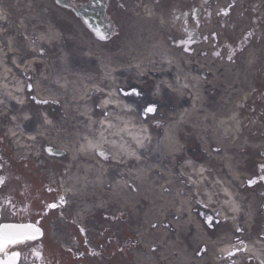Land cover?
I'll list each match as a JSON object with an SVG mask.
<instances>
[{
    "label": "bare ground",
    "instance_id": "6f19581e",
    "mask_svg": "<svg viewBox=\"0 0 264 264\" xmlns=\"http://www.w3.org/2000/svg\"><path fill=\"white\" fill-rule=\"evenodd\" d=\"M228 1H207L210 19L202 28L199 27L203 38L208 39L215 34L210 20L226 11L230 16H224L228 21L224 24L228 31H225V38H231L235 30H248L244 17L248 13L240 6L228 4ZM150 2L140 0L135 6L131 1L124 2L136 12L131 24L134 36L127 37L129 45L116 54L103 53L106 60H102L104 64L98 72L94 70L96 59L93 54H78L84 45L78 39L65 40L78 52L66 57L67 51L59 49L58 33L51 24L53 20L44 13L33 12L31 0H26L21 5L24 15L20 18L19 38H3L0 29V112L10 107L16 122L13 127L16 130L12 128L11 133L18 134L20 144H26L24 134L34 133V142H28L26 153L31 149L36 156L49 158L54 168L70 167L63 191L68 192L71 199L81 202L90 197L100 201L102 207L99 210L105 220L100 222V228H118L122 223L110 222L117 216L127 217L128 214L132 224L138 223L144 230V240L132 264H217L223 260L222 250L226 249L220 244H236L247 237L258 201L264 202V189H251L244 183L248 175L243 173L241 164L244 152L251 151L257 157L264 155L263 136L258 135V128L244 117V99L251 85L258 84L253 70L257 68L258 75L264 74V50L259 43L252 44L249 58L244 57L241 61L236 60L229 41L225 43L228 49L225 54L215 48L217 39L213 38L201 47L181 46L182 42L176 36L177 29L165 19V14L175 12L183 1L161 0L160 6L155 8L158 13L151 10ZM199 12L196 9L198 22ZM0 17H3L2 10ZM255 17H259V13ZM62 40L60 36V42ZM22 44L29 49L28 54L55 55L52 62L42 63L41 75L33 83L34 92L29 90L30 74L12 69L13 62L19 61V54L24 50ZM105 47L110 51V47ZM8 55L12 58L11 64H7ZM70 60L77 62V68L72 67L74 62ZM33 65L34 61L27 63L30 68ZM134 70L141 77L149 76L160 84L159 90L165 83L172 86L177 81L185 85H176V93L167 92V104L172 109L176 106L175 94L178 92L181 103H187L188 92L190 103L168 118L170 124L163 137L157 143L147 145L141 160L131 157L122 163L112 164L111 154L102 148L103 140H108V150L120 159L121 151L127 149L128 153L133 147L132 142L140 134L138 126L146 122L134 110H125L130 100L123 95L117 77L122 73L131 74ZM94 71L97 76L90 73ZM69 76L74 80L69 81ZM94 81L110 88L108 100L117 107L113 113L118 119L110 117L107 128L92 119L90 110L93 103L86 99L88 93L97 97L98 90H88V85ZM31 96L43 102L36 107V113L44 110L45 104H50V114L60 115L58 122L47 119L48 124L43 123L37 128V117L25 118L24 123L19 121L25 108L32 105L29 101ZM23 97H27L28 102L18 107L17 103L22 102ZM33 103L37 101L33 100ZM190 139H195L200 150L196 148L193 155H185L182 144ZM39 143L42 148L52 146L62 151L64 158L47 156L43 149L38 148ZM101 153L106 156L103 158ZM128 154L132 156L131 152ZM202 157L212 171L200 175L203 169L195 160ZM182 158L188 160V165ZM255 162L264 163L259 158ZM36 168L41 169L40 166ZM189 170L195 174L194 187L187 181ZM206 175L207 178H203ZM195 195H201L200 199L205 197L207 201L213 200L214 196L219 216L229 212L235 215L233 226L240 220L237 212L241 210L242 202L249 204V209L238 229L226 233V224L221 227L215 218H210L209 226V217H204L205 208ZM248 252L262 254L264 245L251 240ZM239 253L241 256L245 251L240 252L236 248L226 257L231 259ZM244 261L255 264L251 256L241 259Z\"/></svg>",
    "mask_w": 264,
    "mask_h": 264
},
{
    "label": "rangeland",
    "instance_id": "374dc122",
    "mask_svg": "<svg viewBox=\"0 0 264 264\" xmlns=\"http://www.w3.org/2000/svg\"><path fill=\"white\" fill-rule=\"evenodd\" d=\"M5 4V10L10 13L13 16V20L18 22L20 18L23 17V13L21 12L22 6L25 4L26 0H9V2H6V0H3ZM131 1L132 4L135 6V0H128ZM140 1V0H139ZM150 2V8L153 12L158 13L157 9L160 6L161 0H151ZM182 5H177V8L174 11H168V14H165V19L169 21V23L172 25L173 28L177 29V37L180 41H182V38L185 37L186 41H191L190 43H186L188 47H194L198 46L201 47L202 44H205L206 41H209L211 38L217 39L215 43V48H218L222 54H225V43L229 41V43L233 46V49H235L234 56L236 57V60L243 61V58L245 56V49L248 46L249 43L251 44H260V46L264 50V21L263 18H256L259 22V28H255V33L258 36L254 37L253 23L255 22L254 19V11L252 5L256 4L254 3L255 0L250 1L246 0V2L241 3L238 0L234 1V5L242 7V9L246 12L247 16H244L247 19V26H249L251 29L246 30L242 32L241 30H235V33L232 35L231 38H225L226 32L228 33L227 29H225L224 24H226L227 19L224 18L225 12H221L218 17H214L210 21V25L214 26L212 31H216L215 35L212 37H208V39L203 38V34L201 29L199 30V27H203L204 22L208 23L209 13L208 9H206L207 1L210 0H182ZM231 3L233 0H229ZM228 1V2H229ZM13 2V4H12ZM19 2L21 3L20 6L18 5ZM122 1L117 0H109L107 2V15L111 19V22H114L115 30L114 34L106 41H102L98 38H96L90 31L87 30V28L79 22L78 17H76L71 11L67 9H63L55 4L53 0H31L32 3V11L35 13H44L46 16L50 17L53 21H51V24L55 27V30L58 33L59 38V49L66 52L67 56H74V53H78L77 50L73 46L67 45V42L65 40H68L69 38L78 39L79 41L83 42V48L80 53H78L80 56H83L86 53H91L95 57L99 59V61L104 60L105 57H102V54L105 55H114L123 47L128 46L129 42L127 41L128 38H131L133 35V30L131 28V24L133 23V15L136 14L135 11H132L130 7L127 5L124 6L121 5ZM227 2V3H228ZM259 1H257L258 3ZM262 3V1H260ZM8 3V5L6 4ZM264 3V2H263ZM262 3V4H263ZM240 4V5H239ZM7 5V6H6ZM12 5L14 6V9L12 8ZM22 5V6H21ZM191 6V7H190ZM255 6V5H254ZM264 6V4H263ZM195 9L196 7H199L200 10V25L197 26V33L191 34L190 36L186 35L184 32V24L183 21L176 16L177 13L184 12L185 9L189 8ZM195 7V8H194ZM178 11V12H177ZM210 11V10H209ZM177 12V13H176ZM226 16H230V13L228 11ZM229 13V14H228ZM262 15L264 16V10L260 11ZM120 14V15H119ZM193 14V13H192ZM192 14L186 16V21L189 25H191L194 20H192ZM130 15L132 19L130 20ZM12 20V21H13ZM175 20V21H174ZM249 21V22H248ZM131 22V23H130ZM21 23V22H20ZM130 25H129V24ZM69 26V28L67 27ZM20 28V27H19ZM257 29V30H256ZM226 31V32H225ZM60 33V34H59ZM60 36L63 38V40L60 42ZM245 36L244 45L239 47V41L242 39V37ZM73 39V40H74ZM183 39V40H184ZM100 46L99 48H95V46ZM184 45V44H183ZM110 47V51L107 50L105 47ZM182 46V44H181ZM48 62H52L55 60V55L53 54H46L45 60H48ZM72 63L73 60H70ZM96 62V61H95ZM77 62L73 63V68L76 67ZM98 64V62H97ZM95 71H97V66L94 64ZM94 71V72H95ZM136 72H133L131 74H125L122 73L118 75L117 77L120 79L119 85L125 90L126 92H130L131 90L135 89L137 90L140 95H126L130 98V105L133 109L138 110L139 108V102H142L144 105V101H146L144 94L149 93V96L155 101L153 104H157V110L154 114H145L140 113L137 111L138 116L141 119L146 120V126L151 130V136L154 137L157 141L158 138L161 136V125L160 123H167L170 122L168 118H170L172 115H174L180 108H183V103H181L180 94L176 95V103L175 107L172 109L171 106L169 107L167 105V92L168 90H163L164 87L159 90L157 87V83L152 81V78L150 79L149 76H137L135 74ZM92 74V73H91ZM254 78L258 82L257 86L252 84L255 88L254 94L251 95V97L248 96L245 97L247 100H244V108H245V118H249L250 121L253 122V124L258 128L259 132L258 135H262L264 138V74L258 75V69L255 68L253 70ZM94 76H97L98 73L92 74ZM260 76V77H258ZM130 77V78H129ZM74 79L69 76V81H73ZM176 87V86H175ZM117 88V87H116ZM177 88V87H176ZM252 88V90L254 89ZM251 90H249L250 92ZM248 92V93H249ZM143 94V97H141ZM249 95V94H248ZM137 96L136 98H134ZM134 98L131 100V98ZM141 97V98H140ZM32 108V115L35 114V109L37 106L41 104H35L31 103ZM187 105V104H186ZM148 106V105H147ZM145 106V107H147ZM47 110L49 108V105L45 107ZM64 116V111H63ZM58 116L51 114V118L58 122ZM62 120V119H61ZM255 120V121H254ZM161 121V122H160ZM256 136V135H255ZM5 141V139H3ZM193 140H185L182 144L184 147L185 154H193V150L198 148L200 150V147L196 142ZM5 147L9 150L10 155L12 157V160L15 164L16 170L19 172V182L21 183L20 186L27 187V190L35 191L40 196H43L46 200V206L50 205L51 203H55L57 196L53 191L51 190L50 186L46 184V177L44 174L40 173L36 168V166L33 164L31 160L27 159H17L14 157V154L12 153V148L7 146V143L4 142ZM38 148H41V145L39 143ZM16 155V154H15ZM17 156V155H16ZM18 157V156H17ZM58 159L64 158V154L59 155L58 157H55ZM203 160H205V157H202ZM259 158L262 161H264V155L257 157L251 151H247L242 153L241 156V164L243 173L247 174L248 177L245 179L244 183H246V186L251 189L256 190H262L264 189V179H262V176L264 177V170L261 171L259 165H262V163H257L255 160ZM183 161V158L181 159ZM264 165V163H263ZM135 167V165H133ZM263 172V173H261ZM250 181H254V183H249ZM50 190L48 192L47 190ZM70 203L72 202L71 198L69 199ZM262 200L258 201V204L255 208V220L258 219V221L255 220V226H257L258 230H254V232H257L259 230L264 231V208L261 206ZM57 203V202H56ZM73 204L77 205L78 201H73ZM260 203V204H259ZM72 207V206H71ZM77 206H73V210H76ZM204 208V206H203ZM59 205H57V208H52L49 211L51 212L50 218H51V224L46 225L47 228V235L50 237L51 241H59L58 239H62L63 237V231H65V237L67 235L69 236V229H66L65 226L68 224V222L63 221L62 219H58L59 214ZM205 212L211 214L212 216H217V214H214L213 212H209L205 208ZM95 218L97 221L102 222L105 220L104 215H102V212L95 213ZM254 216V217H255ZM118 218V219H117ZM115 217L110 223H122V225L118 228L113 229H99V233L90 232L87 230H79V228L74 227L73 223V229L71 228L72 235L75 236V239L78 243L77 248H75L70 253L62 252L61 249L54 248L53 255H59L60 257H64L68 260H73L75 257H78L80 262L82 264H132L134 259L132 258L131 250L137 246V238L134 235V229L135 227H138V223H133L131 221L130 215L128 214L127 217L125 216H117ZM127 218V219H126ZM254 219V218H253ZM78 221V220H77ZM79 222V221H78ZM126 224L125 226L123 224ZM219 224L222 227L224 221L219 219ZM53 231V232H52ZM71 233V232H70ZM50 234V235H49ZM55 244L54 246H59L57 242H53ZM136 251L135 253H137ZM134 257V256H133ZM157 264V263H155Z\"/></svg>",
    "mask_w": 264,
    "mask_h": 264
},
{
    "label": "flooded vegetation",
    "instance_id": "af4514ba",
    "mask_svg": "<svg viewBox=\"0 0 264 264\" xmlns=\"http://www.w3.org/2000/svg\"><path fill=\"white\" fill-rule=\"evenodd\" d=\"M0 226L3 224L34 225L42 235L33 240L9 244L0 251V259L7 260L13 253L20 256L15 264H62L52 255L54 247L46 238V225L49 221L44 199L20 188L18 172L10 155L0 141Z\"/></svg>",
    "mask_w": 264,
    "mask_h": 264
},
{
    "label": "snow or ice",
    "instance_id": "6c2138e0",
    "mask_svg": "<svg viewBox=\"0 0 264 264\" xmlns=\"http://www.w3.org/2000/svg\"><path fill=\"white\" fill-rule=\"evenodd\" d=\"M227 15V12L224 13ZM215 35V34H214ZM125 95H140V93L133 89L130 92L124 93ZM46 103V101H45ZM157 110V106L155 104H149L145 109L144 113L154 114ZM264 179V177H262ZM2 181H0V185H2ZM254 183V181L249 182ZM57 205L52 204L48 205L50 208H54ZM209 226H211V219L209 218ZM39 235H42V232L39 228L34 225H19V226H4L3 229H0V251H3L4 248L9 244H18L24 241L36 239ZM19 253H13L4 264H15L17 259L19 258Z\"/></svg>",
    "mask_w": 264,
    "mask_h": 264
}]
</instances>
